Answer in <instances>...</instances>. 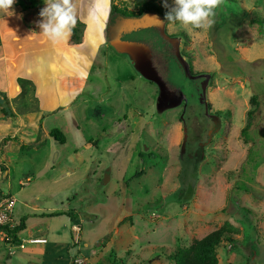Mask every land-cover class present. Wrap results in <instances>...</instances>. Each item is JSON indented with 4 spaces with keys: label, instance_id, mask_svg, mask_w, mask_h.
Instances as JSON below:
<instances>
[{
    "label": "rangeland",
    "instance_id": "1",
    "mask_svg": "<svg viewBox=\"0 0 264 264\" xmlns=\"http://www.w3.org/2000/svg\"><path fill=\"white\" fill-rule=\"evenodd\" d=\"M24 1L19 21L34 30L45 4ZM73 3L77 45L63 56L73 60L64 73L86 79L68 114L46 124L65 144L45 142L28 120L23 135L10 131V154L0 151L1 199H16L10 223L26 216L27 224L20 244L0 229V264H176L173 250L225 221L239 232L218 247L219 264H264V31L254 22L264 18V0H225L215 23L199 29L116 14L112 4L137 11L136 0H110L106 39L93 45L82 40L93 21L83 9L94 0ZM21 57L18 105L34 110L37 72ZM190 177L194 193L182 205L173 196ZM58 209L67 214L40 215ZM37 236L48 239L32 242ZM55 253L57 261L47 258Z\"/></svg>",
    "mask_w": 264,
    "mask_h": 264
},
{
    "label": "crops",
    "instance_id": "2",
    "mask_svg": "<svg viewBox=\"0 0 264 264\" xmlns=\"http://www.w3.org/2000/svg\"><path fill=\"white\" fill-rule=\"evenodd\" d=\"M37 1L44 3V0ZM25 5L26 3L24 0H15L12 9L15 13L14 15L9 16L10 13L6 14L4 12H0V14L2 15L1 18L5 20V22H3L2 24L0 23V93H2L5 98L9 100L8 102L6 101V103L5 101H2L1 103L3 107L6 108L5 113L0 107V151L4 152L6 155L10 154V151L8 149L11 147V144L9 145L8 141L5 142V138H8V136L10 135V131H12L13 129L15 131L14 133H18V135L20 136L23 135L22 130L28 120H31V122L29 123L37 125L36 129L39 128V125L40 128L42 127L44 129L47 138L45 142H47L48 138H51V136H49L48 134V130L55 128L53 124H51L50 126H46L48 120L50 118H54V121L57 122V116L59 117L65 112V114H68V112L70 111L68 109L69 105L74 101V97L76 95L78 96V94L81 93L82 89H79V85L81 82L80 80L83 81L86 79L85 77L79 76L77 70H75L76 73H64L66 66H71L69 64L72 63L73 60L69 59V63V60L65 61L66 57L63 59V56L71 55V47L77 45L76 42H74L75 40H77V38L73 36V33L67 40V42L61 41L54 44L51 40L43 35L41 30H39L38 32H34V30H31L28 27H25L24 24L20 23L19 20L20 18H22V14L25 15L27 11ZM94 7V4H91L84 8L83 11L86 14H91L94 11ZM90 20L93 21L89 26V33H86L83 37L82 45L86 44L87 40H93L92 43H90V45H93L100 44L103 39H106L105 36L108 20L106 22L105 19L104 22V19L100 17L98 21H102V25H100L98 28H96V26L94 25L92 26V24L95 23L97 19L92 18ZM25 40H33L34 43H36V45L38 46L29 51L25 48L19 49V47L17 46L19 50L18 51L16 49L18 41H22V43H24ZM54 50L59 51V53L57 52L60 57L59 60L57 54L53 53ZM21 55V58H25V60H31L30 67L32 66V69L29 68L30 74H32L33 69L37 72V75L33 74V77L37 76L36 86L32 88L33 93L36 95L35 99L37 104V107L34 110H27L25 107L20 108V105H18L20 99L17 96L21 94L22 88L18 87L19 85L17 86V83L15 81L16 71L14 61H16L17 58ZM75 55L76 54L74 53V60L76 62L77 56ZM47 61L50 63H48ZM48 64L52 65L50 69L48 68ZM72 65L74 66V64ZM18 75L16 76V78L19 77ZM68 97H70V99H68ZM21 104L24 105L23 103ZM15 125H17V127ZM7 167L8 169L6 171L10 175L11 167L9 166V164H7ZM58 210L65 211L64 209ZM50 212H53V210L42 212L40 213V215L44 216L43 213ZM58 253H60L59 250ZM58 253H55L53 256H49L48 254L47 258L55 262L59 259Z\"/></svg>",
    "mask_w": 264,
    "mask_h": 264
},
{
    "label": "trees",
    "instance_id": "3",
    "mask_svg": "<svg viewBox=\"0 0 264 264\" xmlns=\"http://www.w3.org/2000/svg\"><path fill=\"white\" fill-rule=\"evenodd\" d=\"M35 1V0H34ZM236 1V0H230ZM137 11H128L127 9H121L116 4H112L111 10L116 14H123L129 17H141V19H146L150 24H156L157 20L154 17L163 18L166 9L162 6V1L160 0H136ZM254 22L258 23L262 30L264 31V18H256ZM34 30L39 31L38 26L33 27ZM73 36H78V28L75 27L72 31ZM185 34L184 32H182ZM186 35V34H185ZM2 101H7L5 96L0 93V107L5 113L6 109L1 104ZM251 102L254 104L256 102V95L251 98ZM256 113V108L249 109L247 114L251 117ZM251 126V121L242 128L241 133L245 135ZM49 135L61 144H65L67 141V136L59 129L52 128L49 131ZM9 141L6 137L5 142ZM23 148L27 145H22ZM197 164V163H196ZM195 170V169H194ZM194 176V174L192 175ZM182 186L176 193H174L173 198L176 202L185 205L189 203L196 184L195 178L190 177V179L182 178ZM2 191L0 190V199L2 198ZM67 214L65 211L57 210L50 213H43L44 216L56 217ZM74 220V218H73ZM27 227L26 216L21 218L19 223L14 226L8 224L0 225V229L7 233L14 243L20 244L21 238H19V233L25 230ZM239 228L232 224L230 221H225L220 227L209 232L202 238L194 239L192 244L188 247L177 248L172 251L170 257L176 262V264H219L218 247L222 244V241L227 238L229 241H234L233 234L238 233Z\"/></svg>",
    "mask_w": 264,
    "mask_h": 264
},
{
    "label": "clouds",
    "instance_id": "4",
    "mask_svg": "<svg viewBox=\"0 0 264 264\" xmlns=\"http://www.w3.org/2000/svg\"><path fill=\"white\" fill-rule=\"evenodd\" d=\"M225 0H162L166 9L163 18L154 17L159 24L177 23L190 25L194 28H207L215 23L217 10L224 5ZM15 0H0V12L14 15ZM45 6L40 10L38 27L43 35L54 44L67 42L77 25V12L73 0H44ZM110 0H94L93 18L99 20V14L104 12L107 16Z\"/></svg>",
    "mask_w": 264,
    "mask_h": 264
},
{
    "label": "built area",
    "instance_id": "5",
    "mask_svg": "<svg viewBox=\"0 0 264 264\" xmlns=\"http://www.w3.org/2000/svg\"><path fill=\"white\" fill-rule=\"evenodd\" d=\"M16 199L14 197H7L5 199H0V225L8 224L10 226H14L10 223L11 215L13 213V207L15 205ZM75 234H80V228L77 225L73 226ZM46 238L36 237L32 239V242L35 243H43L46 242Z\"/></svg>",
    "mask_w": 264,
    "mask_h": 264
},
{
    "label": "water",
    "instance_id": "6",
    "mask_svg": "<svg viewBox=\"0 0 264 264\" xmlns=\"http://www.w3.org/2000/svg\"><path fill=\"white\" fill-rule=\"evenodd\" d=\"M108 179H109V175L107 174V175L105 176V178H104V181H108Z\"/></svg>",
    "mask_w": 264,
    "mask_h": 264
}]
</instances>
